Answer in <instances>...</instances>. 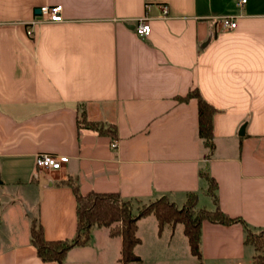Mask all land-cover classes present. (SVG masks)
<instances>
[{
    "label": "crops",
    "instance_id": "obj_1",
    "mask_svg": "<svg viewBox=\"0 0 264 264\" xmlns=\"http://www.w3.org/2000/svg\"><path fill=\"white\" fill-rule=\"evenodd\" d=\"M44 3H60L62 21L29 24ZM222 14L235 15L233 29L216 24ZM143 15L150 31L138 36ZM194 89L214 109L206 158L195 98L178 100ZM82 119L113 125L115 138L77 126ZM39 153L67 160L37 169ZM199 172L214 180L221 211L264 229V0H0V264H55L37 258L29 225L36 220L47 241L74 234L66 178L81 194L165 196L176 207L194 192L196 208L211 210ZM200 195L208 206L197 207ZM149 216L136 221L134 254L138 222ZM178 224L159 232L154 224L163 264H182ZM245 227L201 220L196 264H253ZM112 244L120 264V237L93 226L62 264H92Z\"/></svg>",
    "mask_w": 264,
    "mask_h": 264
},
{
    "label": "trees",
    "instance_id": "obj_2",
    "mask_svg": "<svg viewBox=\"0 0 264 264\" xmlns=\"http://www.w3.org/2000/svg\"><path fill=\"white\" fill-rule=\"evenodd\" d=\"M193 97L196 101L197 127L196 135L201 145L205 148L203 156L210 155L213 148L211 134V116L214 109L198 93L196 89L189 91L184 99ZM77 126L96 131L106 135L111 140L115 138L113 125H101L85 119L77 122ZM199 176L207 182V195L214 201L211 210L198 208L195 210L196 194L185 193V199L180 207H176L165 196L148 201L139 207L133 208L134 199H122L114 192H93L81 194L77 184L71 178L61 181V184L70 187L75 200V232L70 238L47 241L43 238L42 229L36 220H31L29 225V243L35 250V255L41 262H54L62 264L66 252L74 246H84L89 242L90 228L104 227L108 229L109 236L120 237L118 261L120 264H130L139 258L133 253L134 246L139 242L136 232V221L152 214L157 222V231L166 223L182 225V233L186 238L189 253L195 258H200L199 253V226L201 220L219 224L240 223L245 227L239 217H230L219 209L215 201L214 180L205 172ZM244 242L253 246L255 254L253 264H262L264 261V229L250 231L245 227Z\"/></svg>",
    "mask_w": 264,
    "mask_h": 264
},
{
    "label": "built area",
    "instance_id": "obj_3",
    "mask_svg": "<svg viewBox=\"0 0 264 264\" xmlns=\"http://www.w3.org/2000/svg\"><path fill=\"white\" fill-rule=\"evenodd\" d=\"M245 0H236V4H241ZM36 15L31 19L29 24L38 22H61V4L60 3H44L37 7ZM161 15H167L166 4H160ZM216 24L223 29H233L235 27V15L222 14L215 18ZM133 31L138 36H146L150 27L147 22V16H139L135 18ZM25 33L31 35L30 27L26 28ZM111 147H115V143H111ZM67 160L65 156H55L47 153H39L35 156L34 164L37 169L56 170L61 167V164Z\"/></svg>",
    "mask_w": 264,
    "mask_h": 264
},
{
    "label": "rangeland",
    "instance_id": "obj_4",
    "mask_svg": "<svg viewBox=\"0 0 264 264\" xmlns=\"http://www.w3.org/2000/svg\"><path fill=\"white\" fill-rule=\"evenodd\" d=\"M208 198L200 195L199 196V202L197 203V207L202 206V204H207ZM147 203V202H146ZM142 204L141 202L133 203V208L139 207ZM195 206V210H196ZM156 220L153 218V216H149L148 218L142 219L138 222V237L142 240L141 244L136 246L135 248V254L142 257V261L140 263H130V264H163L165 261V257L163 256V251L155 249L154 245L152 244L154 239L156 238L155 233V224ZM179 229H181V225L178 224ZM179 237H182L183 239V259L182 264H196V259L191 256L185 246V237L182 235L181 231H178ZM100 242V241H99ZM102 242V241H101ZM97 246L101 247V243H96ZM186 250H185V249ZM105 250L103 248H100V252L97 253H103ZM91 252L86 251L84 254L86 257L90 255ZM154 254V255H153ZM118 255L117 247L115 248V245L112 244L110 247V252L108 257H99V259H96L92 261V264H116L115 256ZM154 256V257H153Z\"/></svg>",
    "mask_w": 264,
    "mask_h": 264
},
{
    "label": "water",
    "instance_id": "obj_5",
    "mask_svg": "<svg viewBox=\"0 0 264 264\" xmlns=\"http://www.w3.org/2000/svg\"><path fill=\"white\" fill-rule=\"evenodd\" d=\"M36 11H38V10L36 9Z\"/></svg>",
    "mask_w": 264,
    "mask_h": 264
}]
</instances>
